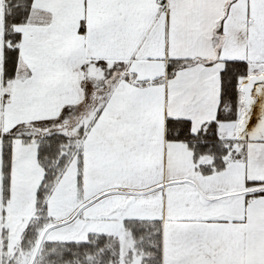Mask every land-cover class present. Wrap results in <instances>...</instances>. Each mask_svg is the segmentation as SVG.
<instances>
[{
  "label": "snow or ice",
  "instance_id": "1",
  "mask_svg": "<svg viewBox=\"0 0 264 264\" xmlns=\"http://www.w3.org/2000/svg\"><path fill=\"white\" fill-rule=\"evenodd\" d=\"M0 264H264V0H0Z\"/></svg>",
  "mask_w": 264,
  "mask_h": 264
}]
</instances>
